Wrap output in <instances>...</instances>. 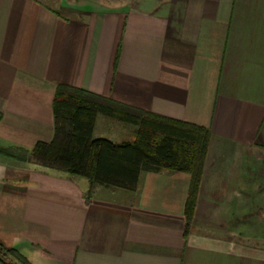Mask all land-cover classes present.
Here are the masks:
<instances>
[{
	"label": "crops",
	"instance_id": "obj_1",
	"mask_svg": "<svg viewBox=\"0 0 264 264\" xmlns=\"http://www.w3.org/2000/svg\"><path fill=\"white\" fill-rule=\"evenodd\" d=\"M59 84L206 126L208 160L249 161L264 154V0H0V148L53 139ZM134 130L99 116L94 136ZM81 179L0 153V242L31 264H264L259 245L186 236L188 173L145 171L90 201Z\"/></svg>",
	"mask_w": 264,
	"mask_h": 264
},
{
	"label": "trees",
	"instance_id": "obj_2",
	"mask_svg": "<svg viewBox=\"0 0 264 264\" xmlns=\"http://www.w3.org/2000/svg\"><path fill=\"white\" fill-rule=\"evenodd\" d=\"M55 133L51 141L34 148H0L21 161L86 177L87 201L98 188L136 190L145 171L171 170L190 174L185 205V234L197 205L198 192L213 134L203 125L171 119L72 85L59 84L53 101ZM104 116L135 126L130 140L117 142L95 137L97 118ZM1 264H31L16 249L0 242Z\"/></svg>",
	"mask_w": 264,
	"mask_h": 264
},
{
	"label": "rangeland",
	"instance_id": "obj_3",
	"mask_svg": "<svg viewBox=\"0 0 264 264\" xmlns=\"http://www.w3.org/2000/svg\"><path fill=\"white\" fill-rule=\"evenodd\" d=\"M58 9L63 15L66 14ZM209 150L190 232H195L202 226L204 229H213L222 236L233 237L236 241L248 243L250 246L259 245L264 248V154L249 152L251 156L248 161L243 160L237 152L231 159L224 158L227 152L224 154L213 152L212 158L208 160ZM208 161L209 163L212 161L214 165L212 172L208 170ZM248 162L251 165L250 173L246 168ZM221 170L224 172L228 170L229 182L222 188L218 185L217 189L216 186L213 187L216 183L210 182L208 189L202 192L203 184L209 182L208 179L205 180L206 173H210L209 179H215ZM80 178L83 182L87 181L86 177ZM248 178L250 181H247Z\"/></svg>",
	"mask_w": 264,
	"mask_h": 264
}]
</instances>
